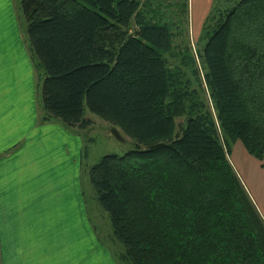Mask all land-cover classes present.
Wrapping results in <instances>:
<instances>
[{"label": "trees", "instance_id": "16d2710c", "mask_svg": "<svg viewBox=\"0 0 264 264\" xmlns=\"http://www.w3.org/2000/svg\"><path fill=\"white\" fill-rule=\"evenodd\" d=\"M163 5L20 0L42 121L85 129L89 111L134 141L89 171L122 264H264V217L229 159L238 140L264 159V0H214L196 55L174 44L188 0L176 19Z\"/></svg>", "mask_w": 264, "mask_h": 264}, {"label": "crops", "instance_id": "0c3cea01", "mask_svg": "<svg viewBox=\"0 0 264 264\" xmlns=\"http://www.w3.org/2000/svg\"><path fill=\"white\" fill-rule=\"evenodd\" d=\"M198 1L193 13L207 14L213 0ZM23 20L16 0H0V264H119L94 234L75 127L42 121ZM229 159L264 217V159L240 140Z\"/></svg>", "mask_w": 264, "mask_h": 264}, {"label": "rangeland", "instance_id": "374dc122", "mask_svg": "<svg viewBox=\"0 0 264 264\" xmlns=\"http://www.w3.org/2000/svg\"><path fill=\"white\" fill-rule=\"evenodd\" d=\"M158 1V0H157ZM163 10L166 12L167 16L170 18L175 17V11L177 7L174 5L175 2H179V0H163ZM17 5L19 7V11L22 13V9L20 8V0H16ZM172 3V4H171ZM192 0H188V13L186 14L185 20L181 21L178 26L175 28L176 33L178 34L175 39V45L179 46H188L192 49L193 53L196 55V52L202 45V33L205 26V21L209 12L204 15H195L193 13V9H191ZM199 5V1L197 2ZM214 3V0H213ZM170 4V5H168ZM224 5V4H223ZM213 6V4H212ZM24 21V33H26V23ZM199 63V60H198ZM199 65V64H198ZM200 66V65H199ZM42 78L39 80V83H42ZM40 83V84H41ZM204 92L207 98V102L210 108H212V103L210 101V96L208 89L204 85ZM42 91V89H41ZM42 103V97H41ZM86 117L92 119V124L85 129L75 128L74 133L80 138L81 141V151L79 150V159L78 156H75V169L77 167V163L80 167L81 172V181H82V190L85 194L86 206L88 208V213L91 218V224L93 225L94 234L98 238L99 244H103L107 249H111L114 259L119 263V247H123L119 242H115L113 235V226L110 216L107 211L103 209L100 205L95 188L93 187L90 180V167L100 161V159L110 153L124 154L128 150L134 147V141L128 137L125 133H123L119 128L121 135L123 136V140L118 139L113 133L112 128L115 127L110 124L108 121L102 119L101 117L93 114L89 111L86 112ZM183 118H178L177 121H182ZM75 135V134H74ZM247 189V188H246ZM251 196V194H250ZM252 198V196H251ZM253 199V198H252ZM253 202L255 203L254 199ZM256 205V203H255ZM95 226V228H94ZM98 247V246H97ZM91 248H94L93 242Z\"/></svg>", "mask_w": 264, "mask_h": 264}, {"label": "water", "instance_id": "95a60500", "mask_svg": "<svg viewBox=\"0 0 264 264\" xmlns=\"http://www.w3.org/2000/svg\"><path fill=\"white\" fill-rule=\"evenodd\" d=\"M112 133L120 140H123V136L121 135L119 129L117 127L112 128Z\"/></svg>", "mask_w": 264, "mask_h": 264}]
</instances>
